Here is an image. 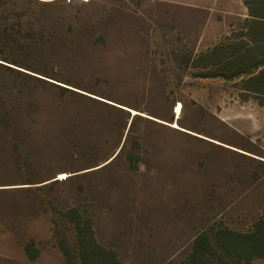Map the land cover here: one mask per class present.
<instances>
[{
	"label": "rangeland",
	"instance_id": "obj_1",
	"mask_svg": "<svg viewBox=\"0 0 264 264\" xmlns=\"http://www.w3.org/2000/svg\"><path fill=\"white\" fill-rule=\"evenodd\" d=\"M88 1L76 0L77 6L103 16L99 27L108 34L102 47L88 51L90 69L108 83L139 90L151 72L149 110L175 121L181 103L183 130L136 122L128 144L138 131L146 137L140 170L124 159L103 173L41 190L27 183L64 181L63 175H75L77 166L99 160L117 144L86 139L73 167L64 158L49 170L46 163L67 152L60 137L88 133L53 127L50 114L34 110L30 120L40 125L38 139L27 138L18 153L0 139V264H79L74 248L68 258L59 247L60 236L74 246L63 215L70 207L92 221L97 240L124 264H247L224 256L216 236L225 229L250 234L264 215V31L249 35L244 0H92L89 8L79 6ZM88 37L79 41L88 43ZM214 48L215 58L198 64L207 71L186 64ZM239 62L242 74L232 69L226 77H197L215 74L212 65ZM28 88L36 105L47 104L48 91ZM202 236L212 255L194 263L190 254ZM31 240L40 252L33 262L23 248Z\"/></svg>",
	"mask_w": 264,
	"mask_h": 264
},
{
	"label": "trees",
	"instance_id": "obj_2",
	"mask_svg": "<svg viewBox=\"0 0 264 264\" xmlns=\"http://www.w3.org/2000/svg\"><path fill=\"white\" fill-rule=\"evenodd\" d=\"M79 3L81 7L93 6L92 0ZM244 3L250 16L246 22L248 33L255 37L257 28L264 31V0H244ZM100 19L103 16L84 14L76 0H0V139L6 142L11 152L22 151L27 138L34 136L38 139L41 135L40 125L30 119L35 114L34 110H44V113L50 114L49 125L67 128L66 131L74 129L76 132L85 130L88 133L75 135L76 138L69 136L68 141L60 137L59 144L67 147V152L47 162L49 170L61 167L64 158H68L69 165L73 167L74 153L78 147L85 148L89 145L86 139L99 138L100 142L114 141L117 144L114 149L108 148L99 160L86 167L75 166V175L64 181H53V177L27 183L28 185H41L38 188L45 190L67 184L82 175L103 173L124 159L128 168L138 171L143 167L141 159L144 156L146 137L139 135L138 131L128 144L136 122L164 127L169 126L152 118L169 124L175 122L149 110L152 107L151 72L143 77L139 90L126 84L108 83L90 69L88 51L102 47L108 35L99 27ZM86 34H89V42L81 43L79 40L86 37ZM218 53L219 49L214 48L190 59L186 64L207 71L209 67L204 68L198 64L213 60ZM239 63L229 67L225 64L212 65L215 74L201 72L197 77H226L225 73L232 69H237L242 74L243 68ZM147 66H150V62H147ZM261 77L262 74L259 73L257 79ZM26 84L48 91L47 104L36 105L35 92L29 88L25 90ZM127 109L152 118L134 116ZM177 123L182 126L181 118ZM88 125L91 131L85 129ZM125 137L124 146L119 152ZM126 150L128 152L123 156ZM63 213L64 222L70 225V236L74 243L72 246L70 238L60 236L59 247L66 257L69 258L71 251L75 249L79 264H124L116 250L97 240L92 221L79 208L70 207ZM216 241L224 256L233 257L239 262L251 264L255 260H264V215L254 224L250 234L225 229L218 232ZM23 248L30 261L39 258L40 252L36 250L32 240L26 242ZM211 253L208 241L202 236L195 240L190 258L192 262L200 263L204 256H210Z\"/></svg>",
	"mask_w": 264,
	"mask_h": 264
},
{
	"label": "bare ground",
	"instance_id": "obj_3",
	"mask_svg": "<svg viewBox=\"0 0 264 264\" xmlns=\"http://www.w3.org/2000/svg\"><path fill=\"white\" fill-rule=\"evenodd\" d=\"M81 1H87V0H81ZM131 113H133V115L134 116H136V115H143V116H145V117H147V118H152V117H149V116H146V115H144V114H141V113H138V112H136V111H134V110H129ZM181 114H182V104L181 103H179L176 107H175V115H176V120L178 119H180V116H181ZM153 119V118H152ZM154 120H156V119H154ZM156 121H158V122H161V123H163V124H165V125H168V126H170L171 128H173V129H176V130H183L180 126H179V124L178 123H172V124H169V123H166V122H162V121H160V120H156ZM199 136V135H198ZM66 178H69L67 175H63L62 176V178H61V180H64V179H66Z\"/></svg>",
	"mask_w": 264,
	"mask_h": 264
},
{
	"label": "water",
	"instance_id": "obj_4",
	"mask_svg": "<svg viewBox=\"0 0 264 264\" xmlns=\"http://www.w3.org/2000/svg\"><path fill=\"white\" fill-rule=\"evenodd\" d=\"M178 120V119H177ZM177 120H176V123H177Z\"/></svg>",
	"mask_w": 264,
	"mask_h": 264
},
{
	"label": "crops",
	"instance_id": "obj_5",
	"mask_svg": "<svg viewBox=\"0 0 264 264\" xmlns=\"http://www.w3.org/2000/svg\"><path fill=\"white\" fill-rule=\"evenodd\" d=\"M175 122H176V119H175Z\"/></svg>",
	"mask_w": 264,
	"mask_h": 264
}]
</instances>
